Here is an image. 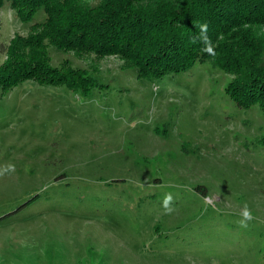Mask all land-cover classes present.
I'll use <instances>...</instances> for the list:
<instances>
[{"label":"rangeland","instance_id":"rangeland-1","mask_svg":"<svg viewBox=\"0 0 264 264\" xmlns=\"http://www.w3.org/2000/svg\"><path fill=\"white\" fill-rule=\"evenodd\" d=\"M45 16L1 8L0 64ZM44 46L95 85L0 89V264H264V115L233 102L230 74L139 77L118 55Z\"/></svg>","mask_w":264,"mask_h":264},{"label":"trees","instance_id":"trees-1","mask_svg":"<svg viewBox=\"0 0 264 264\" xmlns=\"http://www.w3.org/2000/svg\"><path fill=\"white\" fill-rule=\"evenodd\" d=\"M26 23L43 10L45 20L29 36L15 35L0 64V89L26 79L64 85L86 92L92 76L70 66H52L44 39L57 48L118 55L131 61L139 77H160L210 62L232 76L226 93L239 107L257 105L264 115V39L255 28L264 25V0H0ZM215 55L202 49L199 25ZM264 142V133L262 135Z\"/></svg>","mask_w":264,"mask_h":264},{"label":"clouds","instance_id":"clouds-1","mask_svg":"<svg viewBox=\"0 0 264 264\" xmlns=\"http://www.w3.org/2000/svg\"><path fill=\"white\" fill-rule=\"evenodd\" d=\"M199 28H200V35L199 37L194 38L193 42H195L196 39L201 40L203 44L205 45L202 51L215 55L214 50L211 46V41L207 36V28H208L207 24L206 23L201 24L199 25ZM11 170H14V166L10 165L8 171H11ZM171 199L172 198L170 195L165 197L164 204H163V207L165 209V212H164L165 215L170 214L173 211V209L169 207ZM241 215H242V219L239 221L241 227H247L248 222L254 219L251 211L247 208L246 205Z\"/></svg>","mask_w":264,"mask_h":264}]
</instances>
